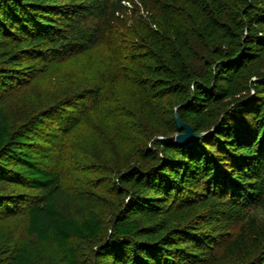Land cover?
<instances>
[{"label":"trees","instance_id":"trees-1","mask_svg":"<svg viewBox=\"0 0 264 264\" xmlns=\"http://www.w3.org/2000/svg\"><path fill=\"white\" fill-rule=\"evenodd\" d=\"M74 55H103L105 78L18 123L0 105V219L24 212L51 264H264V0H0V95ZM174 111L204 134L168 138ZM91 116L114 137L106 225L62 182Z\"/></svg>","mask_w":264,"mask_h":264},{"label":"rangeland","instance_id":"rangeland-1","mask_svg":"<svg viewBox=\"0 0 264 264\" xmlns=\"http://www.w3.org/2000/svg\"><path fill=\"white\" fill-rule=\"evenodd\" d=\"M197 50L203 53L198 46ZM197 62V61H194ZM102 71V73H101ZM108 73L105 69L103 55H74L66 60H59L40 72V74L24 85L12 88L6 94L0 95V105L4 106L9 114L10 121L18 123L25 115L40 108L59 95L69 93L79 86L98 82ZM110 97V95H109ZM104 129V122L91 116L74 128L67 137L66 152L70 159L62 166V182L69 190L83 197L91 204L104 225L118 202L115 191L106 185L112 177V161L104 155L108 145L113 141ZM174 133V132H173ZM106 134V135H105ZM103 135V136H102ZM65 152V153H66ZM102 156H106L103 160ZM64 167V168H63ZM37 192L35 189H28ZM77 201V200H76ZM75 201V202H76ZM78 202L74 203L76 209ZM70 207L66 206L69 211ZM27 220L24 212L0 219V261L6 260L19 248L26 246L33 254L35 264H51L54 261V246L49 241H40L33 233L26 231ZM95 241L89 237H73L71 243L78 247L81 257L87 262L89 251Z\"/></svg>","mask_w":264,"mask_h":264},{"label":"water","instance_id":"water-1","mask_svg":"<svg viewBox=\"0 0 264 264\" xmlns=\"http://www.w3.org/2000/svg\"><path fill=\"white\" fill-rule=\"evenodd\" d=\"M173 118H175L178 130L175 131L172 136H168V138L174 139L179 143H186L189 142V140L204 134V131H195L192 125L180 118L176 111H174Z\"/></svg>","mask_w":264,"mask_h":264}]
</instances>
